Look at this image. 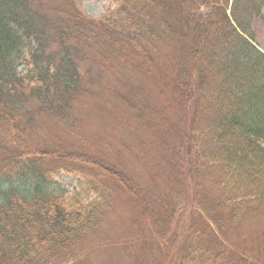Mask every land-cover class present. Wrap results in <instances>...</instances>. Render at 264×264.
Wrapping results in <instances>:
<instances>
[{
	"label": "trees",
	"instance_id": "16d2710c",
	"mask_svg": "<svg viewBox=\"0 0 264 264\" xmlns=\"http://www.w3.org/2000/svg\"><path fill=\"white\" fill-rule=\"evenodd\" d=\"M112 1L0 0V264H86L119 190L170 237L150 264H264V0ZM83 97L114 112L117 145ZM62 170L79 191L53 190Z\"/></svg>",
	"mask_w": 264,
	"mask_h": 264
},
{
	"label": "rangeland",
	"instance_id": "374dc122",
	"mask_svg": "<svg viewBox=\"0 0 264 264\" xmlns=\"http://www.w3.org/2000/svg\"><path fill=\"white\" fill-rule=\"evenodd\" d=\"M85 10L92 16L98 17L113 4L112 0H80ZM258 47L264 51V26L259 22L256 23ZM31 67L23 62L18 68L19 74L23 77ZM31 74V73H29ZM31 86L25 87L23 96L27 105L36 107L31 94ZM76 113L79 116H86L84 121L92 136L95 134L96 143L99 146L105 141H111L118 144L120 135L124 134L123 128L116 123L114 112L99 106L91 98L83 97L76 103ZM117 114H121L116 111ZM122 115V114H121ZM52 120L43 113L38 114L29 126L36 130L39 124H49ZM52 163L48 162L46 166ZM136 162L131 163L134 168ZM51 184L54 191L71 195L79 191L84 179L80 176L67 171H61L53 178ZM94 195H90V199ZM188 221L186 216L185 222ZM183 228L177 237V246L180 248L183 244ZM88 238L86 252H82L86 264H144L143 261L148 256L147 263H151V258L156 262H161L165 254L173 253L172 242L170 237L156 234L155 230L140 216L134 203L128 196L117 191L114 195L113 206L108 210L99 227ZM134 244V245H133ZM136 246L139 251L129 252ZM126 249H125V248ZM147 249V250H142ZM175 252V250H174ZM164 253V255H163ZM166 261V257H165Z\"/></svg>",
	"mask_w": 264,
	"mask_h": 264
}]
</instances>
